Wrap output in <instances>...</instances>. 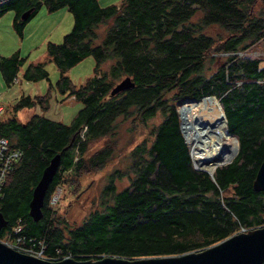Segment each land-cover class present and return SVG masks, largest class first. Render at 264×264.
Wrapping results in <instances>:
<instances>
[{
	"label": "trees",
	"instance_id": "obj_1",
	"mask_svg": "<svg viewBox=\"0 0 264 264\" xmlns=\"http://www.w3.org/2000/svg\"><path fill=\"white\" fill-rule=\"evenodd\" d=\"M42 4L66 6L73 23L60 42L45 44L58 71L55 82L43 93L20 94L10 108L2 105L0 135L21 153L0 188L7 219L1 238L20 236L25 247L42 244L47 259L142 257L202 249L240 226L264 224V191L252 186L264 158V63L260 55H237L264 39V0H121L104 6L97 0H7L0 15L14 11L12 26L22 36ZM88 55L93 73L76 84L66 71ZM24 61L17 50L0 54L6 84ZM126 75L134 85L114 91ZM21 76L38 80L48 71L42 61L28 62ZM51 90L81 102L69 123L44 114ZM207 95L218 99L226 130L238 140L237 153L212 176L193 167L177 110L186 99L214 98ZM37 105L41 112L17 118L19 109ZM157 112L161 119L150 126L151 139L143 137L118 159L126 165L108 174L95 206L70 225L50 203L55 188L117 158L129 147L135 124H147ZM123 133L130 135L124 145ZM103 137L102 146L87 154ZM57 152L59 167L33 220L32 188ZM114 172L126 176L125 185L117 187Z\"/></svg>",
	"mask_w": 264,
	"mask_h": 264
},
{
	"label": "rangeland",
	"instance_id": "obj_2",
	"mask_svg": "<svg viewBox=\"0 0 264 264\" xmlns=\"http://www.w3.org/2000/svg\"><path fill=\"white\" fill-rule=\"evenodd\" d=\"M97 1L99 4L104 6L108 4H116L121 0ZM13 13L14 11L7 10L0 15V54L8 55L17 50L25 61L17 70L14 81L9 84L5 83L0 72V105H7L8 108H10L9 105L12 104L20 94L24 93L34 95L43 93L45 92L49 82H55L58 77V71L54 65V62L49 60L46 56L45 44H47L49 41L54 43L60 42L62 40L63 34L70 30L73 23L72 14L66 6H60L50 10L46 5L42 4L27 19L22 30V36H19L12 26ZM254 51H258L260 53V57H262L261 64H263L264 39L259 40L256 44H254V46L247 49L244 53L240 52L237 53V55L244 54L248 57H252L251 52ZM37 61H42L44 63L45 68L48 71V78H40L38 80H26L23 78L21 76V71L25 67L26 63ZM107 66V63L103 64V68H107ZM93 68L94 58L92 55H88L70 67L66 71V74L74 83L79 84L83 83L84 80L93 73ZM212 96L218 101L214 95ZM218 103L220 105L219 101ZM81 105V102L76 101L72 96L63 98L60 94L56 92L54 93L53 90H51V95L48 96V106L44 111V114L53 120H61L62 122L69 123L72 116L81 107ZM179 107L177 108L178 115ZM33 112H41V107L38 105L32 107H23L16 112V116L19 120H24ZM160 119L161 114L157 112L154 116L147 120V124L136 123V130L133 134L129 147L120 152V155L117 158L108 161V163H106L101 169L94 172H84L72 178H66L67 181L60 184L59 188L55 189V196H51V203L55 211L64 216L66 218L65 220L70 225L79 224L84 216L95 206L93 203L95 199H97V196L98 199L100 198V192L103 190V187L106 184L108 174H110L113 169L122 168L126 165V161H120L118 159L121 156H125L126 152H128L129 149L138 143L143 137H145L146 140H150V126L152 124H157ZM180 119L181 117L179 120ZM182 131L183 130L181 129V132ZM182 135L184 140L189 145L191 163L194 167L195 164L193 162L191 152V143L187 141V138L183 132ZM129 138L130 135H128V133H123L119 144L124 145ZM229 138L231 141L237 139H235V136L232 135ZM105 141L106 139L103 137L91 143L87 154L102 146ZM231 159L220 163L217 166L226 164ZM195 167L196 169H199L197 166ZM113 178L117 187H121L126 184V176L124 174L117 176V174L114 172Z\"/></svg>",
	"mask_w": 264,
	"mask_h": 264
},
{
	"label": "water",
	"instance_id": "obj_3",
	"mask_svg": "<svg viewBox=\"0 0 264 264\" xmlns=\"http://www.w3.org/2000/svg\"><path fill=\"white\" fill-rule=\"evenodd\" d=\"M134 82L124 76L114 87V91L131 87ZM181 129V126H180ZM236 138V137H235ZM238 144V142H237ZM60 164V153L51 156L42 168L34 184L28 202V214L33 220L41 215L46 190ZM195 167V166H194ZM196 169V167H195ZM207 172V170L200 169ZM254 190L264 191V158L260 162L252 181ZM7 219L0 211V229L6 226ZM264 263V224L236 231L229 236L198 250H190L172 255L129 257L103 254L99 257L76 258L65 255L59 259L40 258L19 251L0 240V264H263Z\"/></svg>",
	"mask_w": 264,
	"mask_h": 264
},
{
	"label": "bare ground",
	"instance_id": "obj_4",
	"mask_svg": "<svg viewBox=\"0 0 264 264\" xmlns=\"http://www.w3.org/2000/svg\"><path fill=\"white\" fill-rule=\"evenodd\" d=\"M179 115L182 132L191 143L197 168L212 174L218 164L235 155L237 141L229 138L225 129L226 118L217 100L186 99L179 107Z\"/></svg>",
	"mask_w": 264,
	"mask_h": 264
},
{
	"label": "built area",
	"instance_id": "obj_5",
	"mask_svg": "<svg viewBox=\"0 0 264 264\" xmlns=\"http://www.w3.org/2000/svg\"><path fill=\"white\" fill-rule=\"evenodd\" d=\"M6 1L7 0H0V3L6 2ZM257 52L256 51L251 52L252 57L260 55V53L259 52L257 53ZM238 53H240V52H238ZM0 110H1V105H0ZM20 153H21L20 149H18L16 147H11L9 145L7 138L5 136L0 135V188L3 184V181L6 177L7 172L12 167L11 165H13V163L18 159ZM56 188H59V186H57ZM51 196L52 197L55 196V190L53 191ZM51 200L52 199L50 197V203H51ZM12 230L14 232H17L19 230V226L13 227ZM239 230H246V228L243 226H240ZM0 240L3 241L4 243H6L7 245L19 250V251H22V252H25V253L40 257V258H45V259L49 258V257L45 256L44 245H42V244L40 246H38V248H33L32 246H26V247L21 246L20 245V241H21L20 236H15L11 240H7V239L5 240L4 238L0 237ZM51 257H53V256H51ZM61 257H63V256H60V257L56 256L55 258H50V259H59Z\"/></svg>",
	"mask_w": 264,
	"mask_h": 264
},
{
	"label": "clouds",
	"instance_id": "obj_6",
	"mask_svg": "<svg viewBox=\"0 0 264 264\" xmlns=\"http://www.w3.org/2000/svg\"><path fill=\"white\" fill-rule=\"evenodd\" d=\"M237 142H238V140H237ZM237 149H238V144H237ZM243 227H245V226H243ZM245 228H246V230L249 229V228H247V227H245ZM237 231H244V230H239V229H238ZM61 258H62V257H61Z\"/></svg>",
	"mask_w": 264,
	"mask_h": 264
},
{
	"label": "crops",
	"instance_id": "obj_7",
	"mask_svg": "<svg viewBox=\"0 0 264 264\" xmlns=\"http://www.w3.org/2000/svg\"><path fill=\"white\" fill-rule=\"evenodd\" d=\"M2 105V104H1Z\"/></svg>",
	"mask_w": 264,
	"mask_h": 264
}]
</instances>
